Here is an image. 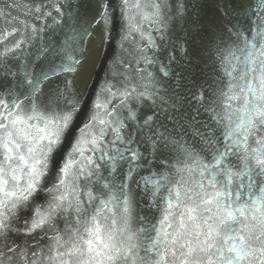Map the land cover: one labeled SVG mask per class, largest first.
Instances as JSON below:
<instances>
[{
    "label": "snow or ice",
    "instance_id": "1",
    "mask_svg": "<svg viewBox=\"0 0 264 264\" xmlns=\"http://www.w3.org/2000/svg\"><path fill=\"white\" fill-rule=\"evenodd\" d=\"M74 4L72 42L61 49L62 62L46 71L36 73L25 64L22 76L12 72L26 41L19 27L0 30V264H264V0ZM209 4L215 19L204 24L193 12ZM72 7L65 0H40L30 11L37 21L43 17L53 24H25V31L38 34L60 25ZM130 7L156 26L161 43L149 35L146 48L160 56H140L145 83L125 78L98 93L103 103L93 104L81 128L82 93L94 64L84 45L99 37L98 56L111 38L116 9L124 17ZM185 26L192 35L168 49L170 32ZM193 35H200L199 44ZM47 51L42 48L40 56ZM62 73H75L80 88L70 92L65 81L63 91L47 95ZM37 119L39 125L28 124ZM66 142L71 151L61 164ZM85 143L88 151L100 153L97 159H75L84 157ZM165 152L169 156L160 159ZM157 160L162 171L144 178V193L151 197L149 207L158 198L163 202L162 218L134 230L130 182ZM81 177L103 181L107 190L108 199L91 216L77 190ZM162 190L166 196H158ZM83 195L88 203L98 199L90 187ZM40 199L45 203L38 204ZM113 201L120 207L119 226L115 219L111 224L101 219ZM70 210L75 226L58 229L55 221ZM137 219L146 223L143 216ZM41 234L48 245L38 241Z\"/></svg>",
    "mask_w": 264,
    "mask_h": 264
},
{
    "label": "water",
    "instance_id": "2",
    "mask_svg": "<svg viewBox=\"0 0 264 264\" xmlns=\"http://www.w3.org/2000/svg\"><path fill=\"white\" fill-rule=\"evenodd\" d=\"M40 0H0V30L11 31L14 27L20 28V39L25 40L23 48L18 52V61L14 62L10 67L12 72H17L22 76L24 71L25 64L29 65V70L33 72H40L41 70L46 71L48 67L52 64L59 65L62 62V53L61 49L65 47L66 42L71 44V37L74 35V29L77 28V25L72 16L69 15L70 12L75 11L74 0H65V2L73 3L72 8L65 9L64 20L61 21L60 25H54L53 27H46L44 31L39 32L38 34H33L31 32H26L24 25H37L43 27L45 24L52 25L53 21L51 19H45L41 17L39 21L35 19V15L30 11L35 5H38ZM119 0H117V3ZM135 0H130V3H134ZM147 0H141V3H146ZM145 12L148 11L147 8L143 9ZM55 15V13H53ZM199 15L200 20L204 24H210L215 19L213 9L211 5L198 9L193 12V17ZM124 17H127L124 18ZM122 17L119 8L116 9V14L113 18L111 25V38L104 43L103 48L100 50L99 55L95 54V49L99 46V37H96L95 42L92 44L86 43L84 45L85 49L91 48V56L94 61V64L91 68L90 79L88 80L87 89L82 93L81 98V107L82 111L80 113V120L78 121L79 127H83L84 123L87 122L88 116L91 114L93 104L95 102L103 103V98L100 101H97V94L102 93L106 87L111 85L119 86L120 83L125 81V78L132 80L135 77L134 83L143 84L145 81L140 79L142 75L141 69L146 67L142 60H140L141 55H148L149 57L154 54L159 57L160 51L150 50L146 48L147 39L149 35L156 39V43L160 44L159 33L156 30V26L151 22L143 20L140 15L137 14V10L134 8H129ZM194 31V30H193ZM186 33H188V27L185 26L184 29L177 27L170 32L168 40L165 41V46L168 49H171L173 42H176L178 39L183 41L185 39ZM192 35V33H188ZM31 39H27V37ZM127 36L125 40L124 37ZM142 36L144 38H142ZM192 38L197 44L200 43V35H193ZM42 48H47L48 51L44 56H40V50ZM143 50V51H141ZM39 57V58H38ZM148 71L154 72V66H147ZM6 83L7 80L11 77L2 78ZM65 81H68V89L70 92H76L80 88V82L76 77L75 73H62L59 78H54L53 83L49 89H46L47 95H53L56 89L63 91L65 88ZM15 83V81H13ZM22 91L17 89V92ZM115 91V89H113ZM44 100V97L41 98ZM23 100V97H21ZM101 111V118L107 119L103 116V109ZM204 119H207L205 114ZM28 124H37L39 125V120L28 121ZM87 131V130H86ZM107 131V130H106ZM113 139L111 134L107 135L105 138V146L108 145V141ZM91 146L87 143L83 145L84 157L76 156V160L83 161L86 157H92L97 159L100 155L99 152H90L88 149ZM197 152H200L201 156H205L204 152H201V146L199 144L195 145ZM222 150V149H221ZM71 151V146L66 142L64 153L60 159V163L63 164L64 156H67V153ZM169 156V153L165 152L163 157L160 159H165ZM72 159V157H68ZM210 156H206L205 162L210 160ZM99 162V161H97ZM174 159L170 160V163H174ZM80 167H84V164L81 163ZM125 168L127 165L124 166ZM75 172V168L73 169ZM162 169L159 166V161H154L152 164H145L143 168L138 170V173L134 174L135 182H130V187L135 194V206L133 212V219L131 221V227L139 229L141 227H146L150 224L158 223L162 218L161 209L165 206L163 202L158 198L156 207H149L151 202L150 195L144 193V178L153 179L156 178L153 176L154 173H160ZM100 174L107 177L108 172L104 171L103 168L100 169ZM174 180H179L180 174L175 172V169L171 172ZM187 180L189 177L184 176ZM137 182L139 187H137ZM77 190L81 194V199L85 201L83 207L88 209V215L91 216L95 214L96 210L100 208L101 201L108 199L107 190L101 187L103 181L97 182L96 178H93L91 182L85 180L84 177H81L77 182ZM87 185V187L85 186ZM51 186V185H49ZM90 187L94 195H97L98 199L91 203L87 202V197L83 195L85 191ZM46 196V193L41 194ZM116 195L119 196V192H116ZM159 195L166 196V192H162ZM38 204H44L45 200L40 199L37 201ZM71 213V210H70ZM120 207L116 201H113L109 204L108 208H105L101 212V219L106 221L108 224H111L112 220L117 221V226H119L120 220ZM145 217L146 223L141 222L137 217ZM75 214L71 213L66 216L58 217L55 221L57 228L64 230L69 228L70 225L75 226ZM171 231V229H169ZM53 233L49 232L48 236H52ZM38 241L42 246H46L50 243L48 239L43 238V234L37 237Z\"/></svg>",
    "mask_w": 264,
    "mask_h": 264
}]
</instances>
